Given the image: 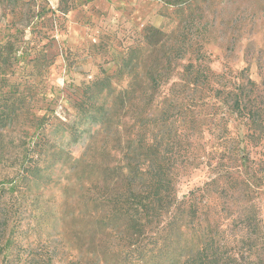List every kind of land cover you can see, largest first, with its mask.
<instances>
[{
	"label": "trees",
	"instance_id": "trees-1",
	"mask_svg": "<svg viewBox=\"0 0 264 264\" xmlns=\"http://www.w3.org/2000/svg\"><path fill=\"white\" fill-rule=\"evenodd\" d=\"M170 36L148 27L146 57L131 47L116 75L127 87L110 103L100 80L73 118L0 98V264H264V82Z\"/></svg>",
	"mask_w": 264,
	"mask_h": 264
},
{
	"label": "rangeland",
	"instance_id": "rangeland-1",
	"mask_svg": "<svg viewBox=\"0 0 264 264\" xmlns=\"http://www.w3.org/2000/svg\"><path fill=\"white\" fill-rule=\"evenodd\" d=\"M171 1L0 0V98L18 91L35 119L46 115L51 123L75 117L85 95L100 90V80L111 83L110 102L130 79L116 77L130 48L140 50L143 59L149 52L143 41L148 27L171 34L170 44L181 32L204 43L202 51L217 73L250 67L252 78L264 82V0ZM6 44L12 45L7 69L2 66ZM95 103L101 106L100 94ZM92 114L101 117V111ZM99 127L90 126L88 140ZM2 134L8 143L18 131ZM94 139L102 140L103 133ZM83 146L72 147L75 155ZM203 181L204 174L196 171L182 190Z\"/></svg>",
	"mask_w": 264,
	"mask_h": 264
}]
</instances>
